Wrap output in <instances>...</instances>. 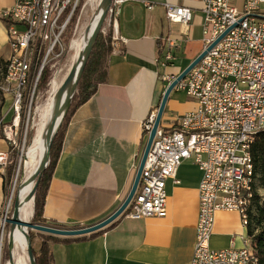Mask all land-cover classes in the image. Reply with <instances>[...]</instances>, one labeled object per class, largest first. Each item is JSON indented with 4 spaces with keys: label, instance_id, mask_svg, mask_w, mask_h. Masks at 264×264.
I'll return each mask as SVG.
<instances>
[{
    "label": "crops",
    "instance_id": "crops-1",
    "mask_svg": "<svg viewBox=\"0 0 264 264\" xmlns=\"http://www.w3.org/2000/svg\"><path fill=\"white\" fill-rule=\"evenodd\" d=\"M145 2L153 4V8L148 9ZM167 2L193 9L189 27L167 20ZM244 3L245 0H235L239 10ZM14 4L15 0H0V58L4 61L11 51L7 37L9 21L3 17V11ZM202 7V0H128L122 5L118 35L127 41L109 56L108 80L99 84L97 92L69 116L46 196L44 218L48 222L67 227L90 226L106 219L123 204L146 145L144 121L158 110L167 88L164 77L181 74L204 50ZM169 37L177 47L173 49V62L165 66L162 59ZM174 92L160 123L164 130L175 125V115L197 108L196 101H182L180 91ZM8 104L7 96L5 112ZM11 116L8 113L6 121ZM9 148V142L0 134V151ZM182 165L178 172L180 184L167 182L166 217L132 219L123 213L95 236L51 235L58 240L49 242L54 263L191 264L202 173L196 165V179L185 182ZM4 174L0 168V216L6 201ZM247 229L238 212H218L211 248L243 247ZM41 243L37 233L33 247L39 250Z\"/></svg>",
    "mask_w": 264,
    "mask_h": 264
},
{
    "label": "built area",
    "instance_id": "built-area-1",
    "mask_svg": "<svg viewBox=\"0 0 264 264\" xmlns=\"http://www.w3.org/2000/svg\"><path fill=\"white\" fill-rule=\"evenodd\" d=\"M128 0H113L107 23L112 31L114 49H122L126 38L118 35L122 5ZM204 50L224 32L227 34L203 59L179 81L173 91L185 92L197 103L195 110L176 119V129L159 126L154 137L139 185L124 214L128 218L166 217L168 215L167 182L180 184L178 172L187 159L199 167L198 221L196 244L191 264H261L258 255H250V237L244 246L215 250L210 241L216 215L220 211L238 212L242 222L245 198L256 196L248 183L246 149L251 132L264 130V0H245L239 10L235 0H202ZM80 0H15L3 11L9 21L8 45L11 54L0 78V132L10 145L16 143L24 100L33 96L43 69L59 57L62 37ZM148 9L153 4L145 2ZM167 20L189 27L193 9L167 2ZM33 10L42 11V19L33 18ZM103 33L106 28H103ZM168 50L162 64L173 62L177 43L167 38ZM177 76L166 75L167 87ZM11 107L6 112L7 96ZM25 107V108H24ZM158 111V110H157ZM157 111L144 121L146 142ZM11 120L6 121L8 113ZM142 157V156H141ZM9 152L0 151V168L8 163ZM141 160V158H140ZM12 201L4 206L0 222V260L6 232L5 219L10 217Z\"/></svg>",
    "mask_w": 264,
    "mask_h": 264
},
{
    "label": "water",
    "instance_id": "water-1",
    "mask_svg": "<svg viewBox=\"0 0 264 264\" xmlns=\"http://www.w3.org/2000/svg\"><path fill=\"white\" fill-rule=\"evenodd\" d=\"M112 1L113 0L100 1L98 6L99 18L91 33H90V28L86 30V34H88L86 45L84 46L82 52L80 53L77 62L72 66L65 80L63 81L62 85L56 92L54 111L44 134L47 148L46 151L44 152L41 164L37 172L29 180L30 182L34 183V187L32 188L31 192L28 194V196H26L24 200H19V196L18 195L16 196L13 204L12 215L5 219V223L8 228L9 262L12 264L14 262L12 256V250L15 241L14 240L15 231L17 228H22L25 231L27 256H28L29 264H38L34 253L32 237L30 235L31 231H37L38 233L54 235V236H65V237L86 236L105 228L107 225L112 223L115 219H117L125 212V210L129 206L131 200L133 199L136 193L147 156L149 154L154 137L158 131L165 108L167 106L168 100L170 98L171 93L173 92L175 85L179 81L184 79L186 75L203 59V57L207 54V52L211 50L229 31L227 30L226 32H224L217 40H215V42H213V44H211L206 50H203V52L181 74H179L175 78V80L166 88L158 107L153 128L147 139L133 186L127 198L123 202V204L113 214H111L109 217L98 223L85 227H72V228L55 227L51 225L36 223L33 222V220H31L30 222H24L21 218V208L25 203L31 200H33V202L35 201V196L39 186L40 178L50 163L52 145L58 135L60 128L62 127V124L70 109L74 96L78 91L79 82L84 73L85 67L91 56V53L94 49L98 36L103 31L104 24L106 22L108 11L112 4ZM1 221H3V219L0 217V222Z\"/></svg>",
    "mask_w": 264,
    "mask_h": 264
},
{
    "label": "trees",
    "instance_id": "trees-1",
    "mask_svg": "<svg viewBox=\"0 0 264 264\" xmlns=\"http://www.w3.org/2000/svg\"><path fill=\"white\" fill-rule=\"evenodd\" d=\"M82 1L80 0L79 5L77 6L75 13L80 9ZM75 14L73 15L71 22L73 23L75 20ZM69 23L63 37L67 34L70 25ZM114 48L112 45V32H109L107 35H103L101 32L98 36L94 49L91 53V56L87 62L84 73L81 77L78 86V92L74 97V102L71 105L69 113L66 115L62 127L60 128L58 135L52 145L51 149V159L50 163L42 174L39 182V186L36 192L35 201H34V214H33V222L51 225L55 227H67L61 224H57L55 222H48L44 218V209L46 203V196L49 188V182L53 175V169L57 163V160L61 151V143L63 139V135L65 132V128L67 126L69 116L71 112L79 107L81 104L85 103L89 100L98 89V85L101 83H105L108 80V59L110 54L113 52ZM6 61L0 58V78H2L3 73L5 72ZM51 76V72L46 66L39 78L36 88H44L49 82ZM28 95V93H27ZM26 112H27V104L26 108L23 112V120L22 125L24 126L26 120ZM177 126L173 127L171 130L176 129ZM253 158L256 168V173L258 176L256 189L263 191L262 195L257 194L254 201V212L250 213V220L248 225V236L250 237L251 244L259 256L261 264H264V131L260 132L256 138L255 143L252 147ZM25 156L23 157V160ZM14 166H10L7 168L6 173L4 174V191L5 196L8 195V186L12 181ZM79 227V226H74ZM100 232L91 234V236H95ZM32 237V242L35 238V235L30 232ZM42 238V243L39 250L34 248L35 257L38 264H55L54 257L50 250V241H58L51 235L40 234ZM85 237V236H84ZM83 237V238H84ZM82 238V237H81Z\"/></svg>",
    "mask_w": 264,
    "mask_h": 264
},
{
    "label": "rangeland",
    "instance_id": "rangeland-1",
    "mask_svg": "<svg viewBox=\"0 0 264 264\" xmlns=\"http://www.w3.org/2000/svg\"><path fill=\"white\" fill-rule=\"evenodd\" d=\"M81 1H82V4H81L80 9L76 13L74 12V14L76 15L74 22L73 23L71 22L72 24L70 25V28H69L67 34L65 35V37H62V40H61L62 45L58 49V52H60V56L51 60L48 63V65H46V66H48V68L51 72L49 82L47 83L46 87H44V88H35V92H34L33 96L27 95L26 99L24 100L25 107L27 104V112H26L27 117L25 120V124H24V126L22 125V120H23V117H22L23 115H22L21 121L19 124L18 136L16 138V143L14 145H10V148L8 151L9 152L8 163L4 167V172L6 173V170L8 167L14 166L12 181H11L10 185L8 186V195L6 196V199H5L6 200L5 205H7V201L8 202H9V200L12 201V205L10 208V214H9L10 216L12 215L13 204H14L15 198L18 195V191H16L17 186L19 185L20 179L23 175V168H24L23 163H25L23 160V157L24 156L26 157V151L30 145V142L33 138L34 132L36 131V128H37V126L40 122V119L42 117L40 115H43L44 112L46 111L47 104L49 102V99L51 98L49 95H52V93H53V84H52L53 81L52 80H54V78H56V77L59 80H62V81L65 80L67 74L69 73L70 69L72 68V66L70 67V60H71V54H72L71 42L76 37L78 31L84 26L85 23L90 21V19L93 17V15L95 14V12L98 9L97 2H93L91 0H81ZM104 28H106L107 33H103V31H102L103 35H107L109 32H112L109 29L110 27H109L107 21L104 24ZM77 92H76V94H77ZM178 94L180 95V99L182 101H185V102H187L188 100L195 101L193 98L188 97L185 92L180 91ZM8 101L10 103V104H8V107L10 108L11 107V96L10 95H8ZM73 102H74V99H73L72 103ZM72 103H71V105H72ZM9 108H8V110H9ZM70 108H71V106H70ZM69 111H70V109H69ZM69 111H68V113H69ZM175 117L178 118L179 115H175L174 118ZM0 134L2 136H4L3 133L0 132ZM181 174H183L185 176V182L187 181V179H191V180L196 179L197 174H198L197 173V166L194 164L193 160L187 159L183 162V165L181 167ZM31 220H33V216L31 218ZM79 227H81V226H79ZM69 228H72V227H69ZM31 232L35 235V238L33 240V245H34V241L37 238L38 232L37 231H31ZM4 237H5L4 238V247H3V253H2V258L0 260V264H7V262L9 261L8 228H7V226H6V232H5ZM28 262H29V260H28Z\"/></svg>",
    "mask_w": 264,
    "mask_h": 264
},
{
    "label": "bare ground",
    "instance_id": "bare-ground-1",
    "mask_svg": "<svg viewBox=\"0 0 264 264\" xmlns=\"http://www.w3.org/2000/svg\"><path fill=\"white\" fill-rule=\"evenodd\" d=\"M93 2H97L98 6L101 0H91ZM41 0H32V7H40ZM96 7V6H95ZM90 8V7H89ZM94 11V10H93ZM92 11V12H93ZM33 18L34 19H42V11L40 10H33ZM99 18V11L95 12L93 17L90 19L89 22L85 23L84 26L78 31L76 37L71 42V60H70V67L73 66L78 58L80 53L82 52L84 46L86 45L88 34H86V30L90 28V33L93 30L97 20ZM53 84V93L49 95L51 98L47 104L46 111L44 112L40 122L34 132L33 138L30 142V145L26 151V157L23 163V175L20 179V183L17 186L19 200H24L26 196L31 192L32 188L34 187V183L30 182V178L37 172L44 152L46 151L47 145L44 138V134L47 128V125L52 117L54 111V104H55V95L60 86L62 85V80H59L57 77L52 80ZM52 87V86H51ZM51 92V91H50ZM49 92V93H50ZM51 94V93H50ZM264 130H254L251 132V141L248 143L246 149V162L248 164V183H250V190L252 191L253 195H262V191L256 189L258 176L256 173L254 158L252 147L256 141L257 136L260 132ZM256 196H249V198H245V206H244V214L246 222H242L244 226L249 225L250 220V213L254 212V201ZM34 214V202L33 200L25 203L21 208V218L24 222H30L31 218ZM14 247L12 250L13 256V264H29L28 257H27V245L25 239V231L22 228H17L15 231V239H14ZM248 252L250 255H257L256 251L254 250L252 244H248ZM7 264H12L9 261Z\"/></svg>",
    "mask_w": 264,
    "mask_h": 264
}]
</instances>
